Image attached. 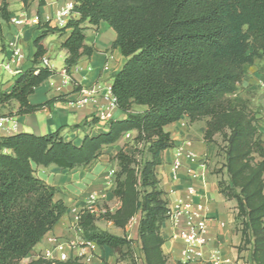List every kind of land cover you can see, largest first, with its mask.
Here are the masks:
<instances>
[{"label": "trees", "instance_id": "obj_1", "mask_svg": "<svg viewBox=\"0 0 264 264\" xmlns=\"http://www.w3.org/2000/svg\"><path fill=\"white\" fill-rule=\"evenodd\" d=\"M21 1L26 7L35 0ZM74 1L77 19L62 28L40 25L34 66L21 72L9 91L0 92V105L17 102V115H26L64 101V97L42 105L28 101L56 74L41 66L46 54L41 42L49 35L67 36L62 48L68 53L65 72L71 75L81 58L95 51L85 44L84 24L106 22L116 33L112 48L126 58L112 83L116 106L126 117L109 120L106 132L85 133L79 145L66 141L63 129L43 136L0 137V264H20L68 211L64 201L56 200L57 189L35 175L34 165L67 171L87 168L134 131L133 145L126 144L111 157L118 165L113 196L120 207L99 216L84 209L78 227L88 242L135 261L134 241L99 228L97 221L125 229L139 216L138 241L145 263L168 264L161 227L170 208L157 167L162 154L175 145L165 128L183 117L206 121L207 143L223 138L227 179L219 181V191L237 203L236 224L243 239L239 251L250 247L252 264H264V139L249 101L237 95L247 69L264 58V0ZM9 17L7 0H0V18ZM134 106L145 109L133 112ZM98 121L72 128L87 132ZM124 247L129 248L126 253ZM28 264L84 263L40 257Z\"/></svg>", "mask_w": 264, "mask_h": 264}, {"label": "crops", "instance_id": "obj_2", "mask_svg": "<svg viewBox=\"0 0 264 264\" xmlns=\"http://www.w3.org/2000/svg\"><path fill=\"white\" fill-rule=\"evenodd\" d=\"M46 4L40 6L35 0L28 6H24L21 0H7L10 17L8 20L0 18V92L9 91L16 77L23 71L34 66L35 54L34 41L42 34L40 25L48 24L50 27L62 28L57 20L59 13L69 5H75L74 0H45ZM78 15L73 11L66 22L77 19ZM13 19H29L27 26H15ZM85 44L95 49L91 56H83L75 66L71 75L65 72V59L68 53L62 48V43L67 36L59 37L49 35L42 42L46 50L44 58L49 61V68L56 74L38 86L34 93L28 97L31 105H42L57 97H64V101H56L39 111L26 115H17L19 104L17 102L0 105V117H9L19 123V130L14 133H29L43 136L62 130V136L66 141H73L79 145L85 133L97 135L108 130L109 120H121L126 114L117 107L111 110V118L94 123L87 132L81 129H73L75 125L84 121H92L98 112L107 107L104 92L107 86H112L114 76L122 69L126 58L119 49H113L116 40L115 31L106 23L98 26L84 24ZM11 44L16 47L21 58L14 61L11 72H2V64L11 60L13 51ZM41 66L42 60H41ZM107 68V69H106ZM264 81V65L255 62L247 69L242 82L238 85V94L249 103L256 101V107L262 106L260 82ZM80 87V90H76ZM93 95L94 100L85 106H80L77 101L87 95ZM145 107L134 106L133 112H142ZM260 124L264 128V114L260 115ZM206 121L190 122L187 117L168 125L165 130L171 134L175 143L174 147L162 154V164L157 167V175L160 186L165 192V198L171 210L175 209L179 202L205 205L209 217V242L205 250L206 260H210L212 253H216L220 259L219 264H252L250 250L239 251L243 239L236 224L237 203L229 200L219 191V181L226 180V174L222 168V162L217 158L216 145L204 140ZM7 134L0 131V137ZM136 132L129 133L118 143L106 148L103 156L87 168L72 171L62 170L55 165L42 167L34 165L35 175L47 184L57 189L56 200L64 201L68 207L67 213L54 225V227L42 238L30 254L23 259L22 264H28L46 253H52L50 260H59L62 254L66 260L80 259L84 264H113L116 262L114 252L107 247L90 246L78 227L75 217L88 205L90 194H95L98 200L105 198L106 191H111V203L114 189V176L109 177L110 171H117L116 161L110 156H115L135 136ZM127 150H131L127 148ZM192 153L198 158L206 157V182L201 180L191 181L188 176L189 168L201 171L200 167L191 164L185 157L180 159L182 167L175 174L173 164L177 159V152ZM175 175L177 179H175ZM193 184L196 193L189 196L187 188ZM118 200V199H117ZM105 201V200H104ZM97 201V209L98 203ZM120 207L118 200L115 206L111 204L114 212ZM111 233L127 237L138 242L139 216H136L125 228H117L112 222ZM175 219L169 218L161 227V236L164 239L163 252L168 259V264H178L182 261L184 245L181 240L173 238L175 232L185 227V219L180 218L178 226H174ZM121 232V235L119 234ZM63 246L62 250L56 249ZM128 247H124L126 253ZM145 262L144 255L140 254ZM87 258L90 259L87 262ZM146 264V263H145Z\"/></svg>", "mask_w": 264, "mask_h": 264}, {"label": "built area", "instance_id": "obj_3", "mask_svg": "<svg viewBox=\"0 0 264 264\" xmlns=\"http://www.w3.org/2000/svg\"><path fill=\"white\" fill-rule=\"evenodd\" d=\"M73 11V5H69L67 8L63 9L58 17L57 20L61 26H65L67 24L66 19L71 15ZM12 24L15 26H27L29 24V19H13ZM12 47L13 55L10 61L5 62L2 64V68L8 72L12 71V64L15 60L21 58L20 51L14 47L13 44L10 45ZM42 64L44 67L49 66V61L46 58L42 59ZM107 69V68H106ZM104 99L107 101V107L98 112L96 118H98L101 121H105L111 118V110L116 108V100L115 97L112 94V86H107L105 88L104 92ZM234 97L236 95H233ZM94 97L93 95L89 94L85 96L84 98L77 101V104L80 106H85L90 101H93ZM261 101L262 106L257 108L254 112L251 110L252 114H255L257 120H258V128L260 133L263 135L264 139V128L260 124L261 118L260 115L264 114V92L261 95ZM19 130V123L15 121L12 118L9 117H0V131H3L7 134H14ZM182 157H185L191 164L198 165L200 167L201 171H197L193 168H189L188 170V176L191 181L201 180L203 182H206V163L207 158L202 157L198 158L192 153H183L181 150L177 152V159L173 164V171L176 174L182 167L180 159ZM115 175V171L109 172V177ZM175 179H177L175 175ZM187 193L189 196H193L196 193V189L193 184H191L187 188ZM98 198L95 194H90L88 198V205L85 209H87L91 214H96L99 216V214L106 212L105 209H97L96 202ZM174 218L175 223L174 226H178V221L180 218L185 219V227L177 230L175 234L173 235V238H177L182 241L184 245V249L182 251V261L180 264H219L220 259L217 256L216 253H212L210 260H206L205 257V250L209 242L208 238V230H209V217L207 215V210L205 205L201 203L197 204H191V203H184L179 202L175 209H170V217ZM75 221L78 224L79 221V215L75 217ZM90 246L94 247V243L88 242ZM58 250H62L63 246L59 245L57 246ZM52 257V253H46L43 258L50 260ZM141 258V257H140ZM138 259V257L134 256V259L136 263L139 264H145L143 259ZM60 261H66V255L62 254L60 256ZM90 259L87 258V262H89Z\"/></svg>", "mask_w": 264, "mask_h": 264}, {"label": "rangeland", "instance_id": "obj_4", "mask_svg": "<svg viewBox=\"0 0 264 264\" xmlns=\"http://www.w3.org/2000/svg\"><path fill=\"white\" fill-rule=\"evenodd\" d=\"M257 62L259 63V62H262L263 63V65H264V58H262V59H259V60H257ZM2 72L4 73V72H7L6 70H4V69H2ZM260 87H261V89H262V92H261V95H262V93L264 92V81H261L260 82ZM237 95H239L238 94V92H237ZM240 96V95H239ZM256 101L255 102H251L250 103V108H251V110L254 112L256 109H257V107H256ZM216 140V142H215V145H216V155H217V158L220 160V162H222L221 164H222V168L221 169H219L220 171H222L223 170V164H224V162H225V159H224V147H225V143H224V141H223V138L221 137V136H217L216 138H215ZM130 143V145H133L132 144V141H130L129 142ZM106 155V154H105ZM109 164H111V156H110V158H109ZM207 164H208V159H207V163H206V166H207ZM205 171H206V167H205ZM206 175H207V172H206ZM107 196L105 197V198H103V199H100V200H97V201H101V202H99L98 203V207H99V209H105V210H107V209H109L110 211H111V204H112V206H115V204L117 203V199L116 198H114V199H112V203H111V191H106V193H105ZM105 200V201H104ZM96 205H97V202H96ZM100 215V214H99ZM97 226L99 227V228H101V229H103V230H106V231H108V232H110L111 233V225L108 223V221H106V220H103V219H99L98 221H97ZM119 234L121 235V232H119ZM118 236V235H117ZM122 237V236H121ZM139 242V241H138ZM135 245V244H134ZM134 245H132V252H133V257L134 256H136V257H138V259L141 257L140 256V254H141V246H140V243H139V245L137 244L136 246H134ZM249 247H247L246 248V250L248 249ZM250 249V248H249ZM115 254V253H114ZM115 257H116V262H114L113 264H139V263H136V261H131V259L130 258H128V257H125V256H123V257H120V256H117L116 254H115ZM141 259V258H140ZM23 261V260H22ZM22 261H21V263L20 264H22ZM108 264V263H107Z\"/></svg>", "mask_w": 264, "mask_h": 264}]
</instances>
